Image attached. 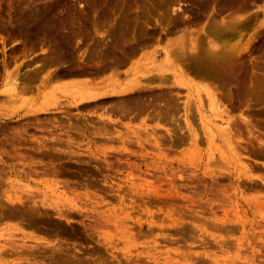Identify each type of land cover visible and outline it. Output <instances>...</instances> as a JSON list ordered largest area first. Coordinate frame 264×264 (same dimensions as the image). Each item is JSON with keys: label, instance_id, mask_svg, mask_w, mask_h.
Instances as JSON below:
<instances>
[{"label": "rangeland", "instance_id": "374dc122", "mask_svg": "<svg viewBox=\"0 0 264 264\" xmlns=\"http://www.w3.org/2000/svg\"><path fill=\"white\" fill-rule=\"evenodd\" d=\"M0 264H264V0H0Z\"/></svg>", "mask_w": 264, "mask_h": 264}, {"label": "bare ground", "instance_id": "6f19581e", "mask_svg": "<svg viewBox=\"0 0 264 264\" xmlns=\"http://www.w3.org/2000/svg\"><path fill=\"white\" fill-rule=\"evenodd\" d=\"M249 26H250V24L246 23V24L239 26L238 33H235L236 32L235 31L234 33H231V34L226 33L224 35H221V34L218 35L217 36L218 37L217 39L219 40L218 42L223 41L224 42L223 44L226 43L225 45H229L230 43H233V45L235 46L236 44H238V41H240V39H241L240 36H241L242 32L244 33L249 28ZM215 37H216V35H215ZM233 45L231 44L230 47H232ZM64 75L65 76H72L71 78L73 79L72 80V82H73V81L77 80L78 77H80L82 74H77V73L67 74L66 73ZM135 86L136 85H134L132 82H130L129 84H119V85L112 84V85L100 86L99 88L93 89L91 91H87V93H85V94H80L77 97L75 96L73 104L80 106L81 104L91 103L95 100L107 98L110 96L127 94L128 92H131ZM209 130H210V126H209ZM213 131H215V130H213ZM214 134L216 135L215 132H214Z\"/></svg>", "mask_w": 264, "mask_h": 264}]
</instances>
